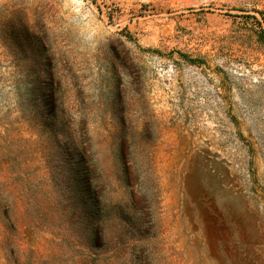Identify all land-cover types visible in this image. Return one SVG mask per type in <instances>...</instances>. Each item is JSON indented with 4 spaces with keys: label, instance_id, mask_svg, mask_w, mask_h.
I'll return each mask as SVG.
<instances>
[{
    "label": "rangeland",
    "instance_id": "1",
    "mask_svg": "<svg viewBox=\"0 0 264 264\" xmlns=\"http://www.w3.org/2000/svg\"><path fill=\"white\" fill-rule=\"evenodd\" d=\"M264 0H0V264H264Z\"/></svg>",
    "mask_w": 264,
    "mask_h": 264
},
{
    "label": "trees",
    "instance_id": "2",
    "mask_svg": "<svg viewBox=\"0 0 264 264\" xmlns=\"http://www.w3.org/2000/svg\"><path fill=\"white\" fill-rule=\"evenodd\" d=\"M260 37H261L262 41L264 42V34H262Z\"/></svg>",
    "mask_w": 264,
    "mask_h": 264
}]
</instances>
